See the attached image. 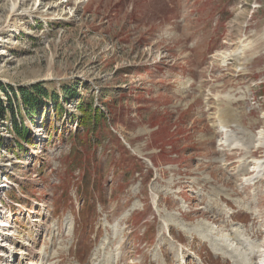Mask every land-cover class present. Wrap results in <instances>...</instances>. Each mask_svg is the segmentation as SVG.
Here are the masks:
<instances>
[{
  "label": "rangeland",
  "instance_id": "obj_1",
  "mask_svg": "<svg viewBox=\"0 0 264 264\" xmlns=\"http://www.w3.org/2000/svg\"><path fill=\"white\" fill-rule=\"evenodd\" d=\"M14 1L0 0V83H45L62 107L20 113L28 143L0 119L1 233L28 244L16 261L91 264L100 249L105 264H264V179L244 182L245 152L217 145L211 116L227 105L248 146L264 130V0H24L11 15ZM247 40L244 74L215 60ZM61 84L105 115L88 141Z\"/></svg>",
  "mask_w": 264,
  "mask_h": 264
},
{
  "label": "bare ground",
  "instance_id": "obj_2",
  "mask_svg": "<svg viewBox=\"0 0 264 264\" xmlns=\"http://www.w3.org/2000/svg\"><path fill=\"white\" fill-rule=\"evenodd\" d=\"M48 1L52 2L50 4V6L48 7V11L51 10V11H55V12L57 10H59V9H63L65 7L66 3L68 2V0H35V4L38 5V7H39V6H42L44 3L48 2ZM72 1H73L74 6H76V8H77L81 3H83L84 0H72ZM23 2H24V0H15L14 3H12L13 6L11 8V15H13V13L16 15L15 12L19 9V7L22 4H25V2L24 3ZM72 11H73V9H72ZM259 37L264 39V28H263L262 34ZM252 45H253V42L251 40H247L246 44L244 46H238V47H236L235 50H229V51L228 50H221V51H217L214 54V56H215L214 58H215V60H217L219 62V64L221 66H229V65L233 66V70L235 71V74H241L242 75V74L245 73V71H244L245 64H247L248 62L251 61V57H246L245 52L247 50H249L252 47ZM224 98L227 101L230 100V99H233L232 95L228 96L227 94L224 95ZM214 105L216 107V110H215L214 113L211 114V116L212 117L214 116V119H215L216 123L215 122L212 123V127L216 130L217 133H218V131L220 133H223L221 135V136H223V138H221V142L220 143H222V146H224L225 148L226 147H229V148L231 147L232 149L233 148H237V149H241V150H243L245 152L244 156L242 158H240V160L242 161V165L239 166V169H240V171L243 170V172H245L246 170H249V172H251L252 174H251L250 177L245 178L244 182L247 184V183L253 182L254 180H259V179L263 180L264 179V154H263V158H261V159H250L249 156H248L250 150H248V149H249V147L251 145L252 146L259 145L260 147H264V130H261V131L258 130L255 133V137H254V139L252 141L250 140V136H249V141L247 143L250 142L251 144H249V146H248V144H244L243 143L244 141H240L238 139H235L234 138V133L230 129H228L229 120L232 118L230 116V110L228 109V106L226 105V107L222 108L221 107V102L217 101V99H216V102L214 103ZM234 126L237 127L236 124ZM240 131H241V133L244 132V133H246V135H249L246 131H243V130H240ZM34 134H35V132H34ZM229 145H231V146H229ZM221 160L222 159H220V161ZM5 182L7 183L6 179H4V181H2L1 183L2 184H6ZM135 206L136 205L134 204L133 207H135ZM132 209L133 208H131V210ZM4 226H6V225H2L1 228L4 227ZM68 226H70V221L69 220H68ZM206 226H208V225H206ZM212 228L213 227H210V229H212ZM208 229H209V227H208ZM4 230L6 231V229H1V231H4ZM1 231H0V246L3 247V248L0 249V264H3L1 262L5 260V259H3L4 256H5L4 253L6 254L8 252H9L10 255L7 256V257L13 258L12 259L13 260L12 263L20 264L19 262L16 261V257H17V259L19 261H23V259H25L24 257L26 256V252L24 250H22V248L27 246L28 244L25 243V240L21 239V238L19 240L15 241V242H13L12 243L13 245L15 243L21 245V251H17L16 248L12 247L11 241H9V238H8V237H10L12 235V233H6L5 234V233H1ZM68 235H71L70 231L68 232ZM172 241H174V240H172ZM6 243H8V248L6 247ZM232 246H235V245L229 244V246H227V247H231V249H232ZM178 248H181V247L179 246ZM52 258L54 259L53 254H51V259ZM8 264H11V263H8Z\"/></svg>",
  "mask_w": 264,
  "mask_h": 264
},
{
  "label": "trees",
  "instance_id": "obj_3",
  "mask_svg": "<svg viewBox=\"0 0 264 264\" xmlns=\"http://www.w3.org/2000/svg\"><path fill=\"white\" fill-rule=\"evenodd\" d=\"M62 98L65 101L77 100L78 112H82L81 122H79V117L72 116L69 114L72 121L79 123L80 128H84L86 133L85 141H88L90 138V132H92L93 124H100L104 115L99 113V108L95 107L93 103L85 101L84 99L78 97L73 87L61 84L60 89ZM0 94H3L4 99L0 97V119L3 121H8L11 124L13 129L14 137L18 140L29 142L31 140V133L28 128L23 125V117L20 116V113L26 110L28 116L27 118L30 121L35 119V116L43 114V109L46 113L50 109H54L56 112L62 109L59 104V94L55 88L45 87V83L37 82L29 85V87H19L14 89L13 87L5 86L0 83ZM16 103V104H15ZM50 104V105H49ZM62 112V110H61ZM56 113L57 115H60ZM20 116V117H19ZM3 140L0 138V144L2 145Z\"/></svg>",
  "mask_w": 264,
  "mask_h": 264
}]
</instances>
